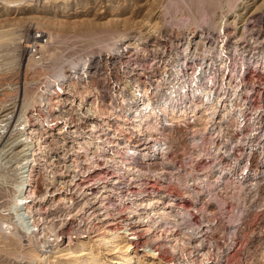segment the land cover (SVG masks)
Returning <instances> with one entry per match:
<instances>
[{"label":"rangeland","instance_id":"rangeland-1","mask_svg":"<svg viewBox=\"0 0 264 264\" xmlns=\"http://www.w3.org/2000/svg\"><path fill=\"white\" fill-rule=\"evenodd\" d=\"M222 47L236 68L252 72L259 99L247 130L264 131V0H0V264H70L72 253L60 248L73 251L81 233L90 240L103 223L98 215L109 213L94 195L118 170L108 124L122 121L139 89L157 90L175 65L214 62ZM184 129L174 139L183 142ZM204 169L210 180L193 171L192 181L178 183L181 212L164 230L150 233L147 219L134 217V244L148 246L157 233L159 246L172 225L182 264H264L261 154L246 167L228 165L220 180V168ZM24 171L31 197L16 211ZM124 195H111L113 227L126 216ZM82 226L93 230L78 235ZM35 228L40 239L32 240ZM167 249L162 257L178 264Z\"/></svg>","mask_w":264,"mask_h":264},{"label":"built area","instance_id":"built-area-1","mask_svg":"<svg viewBox=\"0 0 264 264\" xmlns=\"http://www.w3.org/2000/svg\"><path fill=\"white\" fill-rule=\"evenodd\" d=\"M214 60L205 66L175 65L170 78H164L160 88L139 89L132 101H128L129 111L123 112L122 121L113 123L115 126L108 124L111 139L106 140L111 147V166L118 168L111 178V195L124 190L123 204L134 207L135 215L145 216L155 230H164L180 214L178 183L189 178L192 181L193 171L208 181L210 176L204 168L218 167L220 180L230 164L246 167L255 153H260L264 160V131L254 127L251 132L247 130L251 126L248 121L256 119L253 107L259 99L252 72L236 68L224 48ZM67 87L70 85L62 89ZM151 101L155 102L158 113L142 124L141 129L134 126L132 123L138 124L134 107L141 104L145 111ZM172 107L183 112L169 117L163 109ZM248 111L253 114L251 119ZM202 121L208 127L205 130L198 127ZM182 123L183 142L174 139L179 133L177 126ZM97 131V124L92 123L89 132ZM262 135L263 139L255 144L254 140ZM124 150L129 153L124 154ZM132 186L137 189H130ZM23 188H26L24 184ZM139 200L143 203L139 204ZM168 228L167 232L176 237L175 228L172 225Z\"/></svg>","mask_w":264,"mask_h":264},{"label":"bare ground","instance_id":"bare-ground-1","mask_svg":"<svg viewBox=\"0 0 264 264\" xmlns=\"http://www.w3.org/2000/svg\"><path fill=\"white\" fill-rule=\"evenodd\" d=\"M154 103H155L154 101H151V102L147 103L146 104V108H144V109H146L145 111L140 108L141 104L139 106H137V107H134V109H133V113L135 114L134 119H135V121L138 120V124L132 123L134 126H137L138 128H140L142 126V124H144L150 117H152V116H154L155 114L158 113V109H156L157 107L154 108V105H155ZM158 104H160V103H158ZM147 106H151V107L153 106V108L150 109V107L148 108ZM139 109L143 110L141 115L137 114ZM163 111L166 112V114L169 117H175L176 115L181 114L183 112V109H177L175 107H172V108H164ZM31 139H32V144L34 143V145H30L29 148L32 149V151L33 150H37L38 149L37 148V142H36L37 138L35 139L33 137V135H32ZM128 151L129 150H124V154H128L129 153ZM30 171H31V169H29V172ZM29 176H30V174L29 175H25V171L23 172L22 177H21V183H20V185L18 187V190H16L17 191L16 195H15L16 196V198H15L16 199V208H17L16 211L19 209V206H21L22 204H27L26 202L29 201V199L31 197V192H28V190H29L28 187L29 186H28V180L27 179H28ZM107 179H111V178H109V176H106V179L104 181H106ZM23 184H24V186H26V188H23ZM98 188H99V192L100 193H97V194H94V195L95 196L97 195L98 199H100V200L103 199L104 203L107 206L105 205L106 208L104 207L103 209L99 208L98 207V202L99 201H97V203H96L97 204L96 211L94 213V220L96 218L97 212L102 209L101 212H109L111 214V223H109L106 220L108 217L110 218V216L108 215L109 213H106V215H103V216L107 217V218H104L102 215L99 214L101 212H99L98 216H99L100 220L103 221V223H101V225L99 227H95L94 228V231H93L94 232V235H93L94 237L92 236V238L90 239L91 241L88 239L89 237H87L88 240L84 239L85 238L84 234L81 233V235L78 236V242L76 243V247L73 249V251L70 252V248L68 247V244L64 245V247H62V249L60 248L61 251L72 253L69 257L67 256L69 261H70V264H142L141 258H143V257H146L148 259V262L146 264H158L157 262H159V261H161V263H164V264H170V263L174 264L173 262H171L173 260L168 261L164 257H162L161 250L163 248H164V250L166 248H168L166 251L169 250V252H171L172 255L174 254V257H175L174 261L176 260L175 262H177L178 264H182L181 263V260H182L185 263L184 256L180 255L181 254L180 253V251H181L180 249L182 248L180 240L177 237H172V234L170 232L169 233L167 232L164 236H162V239H160V240H162L161 241V245H159V246H157L158 243L156 242L157 238L159 237V234L156 233L157 237H156V239L154 241H151V242L147 241L150 245H148V246L145 245L144 246V244H142V246L136 247V245L134 244V242H135L134 239H137L138 237L136 236V233H135L136 231H132V229H134V224L132 225V220L134 219V217H136L135 208L134 207H129V206H127L125 204L124 205V208H125L124 209V213H125L126 216L121 219V221L118 223L119 224L118 226L113 227V226H115L117 224V222H113L112 221L113 217H115L113 215L116 214V213H114V210L112 208L113 204H111V201H112V198H111V184L107 183L103 187V183H102V184H100V186ZM123 200H124V198H123ZM95 202H96V200H95ZM101 202H102V200H101ZM138 203L141 204V203H143V201L139 200ZM101 204H99V205H101ZM97 207L99 208L98 211H97ZM26 210H28V209H26ZM155 210L156 209H153V211H155ZM111 211H113V212L111 213ZM100 216L103 217L104 219H102ZM140 216L145 218V216L139 215V217ZM20 218H22V217L20 216L19 219ZM142 221H144V220H142ZM96 222H97V220H96ZM133 223H135V221H133ZM93 225H94V223H93ZM96 225H97V223H96ZM144 225H148L147 231L153 229V226H154L153 223H150V224L147 223V224H144ZM36 227H37V224H36ZM86 227H88V226H82V229L80 228L77 231V234L78 235L80 234V230H81V232H85L86 230H90V229L93 230L92 226L90 228L88 227L87 229H85ZM27 231H29V230L27 229ZM36 231L34 232L33 238L35 236L38 237V235H39L38 238L40 239V231H39V229L37 228ZM152 232H155V229H153V231H151L150 233H152ZM90 233H92V231ZM152 235H154V234H152ZM32 240H35V238L32 239ZM147 242L145 244H147ZM134 250H136V251H134ZM207 254L208 253L203 251V256L204 257H207ZM105 257L107 258L109 263L107 262V260L103 259ZM150 258H152V259H150ZM203 264H206L205 258L203 260Z\"/></svg>","mask_w":264,"mask_h":264}]
</instances>
